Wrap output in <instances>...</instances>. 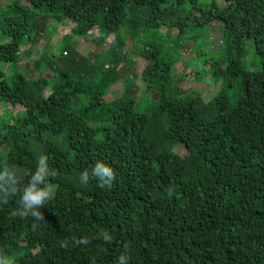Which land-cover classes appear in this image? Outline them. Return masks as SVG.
<instances>
[{
  "label": "trees",
  "instance_id": "trees-1",
  "mask_svg": "<svg viewBox=\"0 0 264 264\" xmlns=\"http://www.w3.org/2000/svg\"><path fill=\"white\" fill-rule=\"evenodd\" d=\"M215 23L221 60L211 74L225 83L210 99L175 85L178 60L161 61L153 89L145 79L160 55L144 47L150 64L139 79L153 110L136 111L133 90L106 100L127 38ZM68 27L55 52L47 42L37 50L35 78L7 77L5 66ZM87 40L108 42L114 66L79 55ZM247 41L257 69L247 64ZM41 155L56 172L55 198L41 208L46 222L33 230L31 218L11 217L19 196L0 206V252L15 264H118L124 253L126 264H264V0L214 1L206 11L197 0H0V167L34 171ZM97 161L116 173L110 190L91 178ZM102 229L111 243L98 238ZM72 237L90 243L60 247Z\"/></svg>",
  "mask_w": 264,
  "mask_h": 264
},
{
  "label": "rangeland",
  "instance_id": "rangeland-1",
  "mask_svg": "<svg viewBox=\"0 0 264 264\" xmlns=\"http://www.w3.org/2000/svg\"><path fill=\"white\" fill-rule=\"evenodd\" d=\"M197 1L199 6L205 11L214 1H217L218 3L220 2V0ZM221 28L222 26L218 23L205 27H194L190 25L182 33L175 30L169 32L167 29L161 28L159 30H146L139 36L135 37L134 41L127 38L124 43V48L121 51L122 57L119 58L120 63L118 65V69L116 70L118 76L117 81L115 82L114 87H112V90H110V95L106 98V100L108 102L113 101L121 95L133 90V94H130L134 95V98L137 101L135 110L138 112H151L153 110L156 103L149 97L148 94L144 93L143 86L146 83L142 85V80L139 79L140 73L150 64L148 61L143 59L140 54L144 47H148L150 48L149 53H152L153 55L152 57H154V49L159 52L160 57L158 58L157 56V58H154L155 64L158 68L149 75L148 79H145V82H148V80L152 82L151 86L154 89V86L159 82L158 78L155 79L152 75L154 74L160 76L162 73V71H159V69H163L162 66H160L161 61L178 60L179 63L176 64L169 72L172 73L170 75H173L174 77L175 85H178L182 90L194 88L198 90L204 100L207 101L220 91V88H222L225 83L224 79L213 78L210 66L213 62L221 60L219 50H214L221 47ZM64 35L71 36L70 27L59 30L53 37H48L46 35L44 41L39 42L38 46L33 50L29 58L25 57L18 65L12 64L5 66L4 69L7 77L11 76L15 71H22L28 74L29 77L35 78L39 73L33 67L32 60L34 61L35 59H38L39 56L37 50L40 51L41 49V51H44L45 48L43 47L47 42L50 52H55L60 46L61 39ZM246 46L248 49L249 60L247 64L249 66L253 65L252 68L257 69L259 62L256 61L257 59L254 55L251 42L247 41ZM107 47L108 42L99 46L95 43V41L87 40L80 42L76 52L83 57L89 58L92 63H96L98 66L103 67L105 65L107 67H113L114 65L112 61L109 62L108 59H105V53L108 49ZM123 57H126L127 61L131 60L135 64L132 69H129L126 65L127 61ZM188 66H190V68ZM130 71L133 73V76L128 80V82H126V78L131 75ZM43 75L51 83L57 78L50 70H46ZM187 79L191 80L187 82ZM236 90V85L232 83L228 89V94L233 96ZM148 92H151V90H148ZM176 153L183 155L184 151L182 149H178V152Z\"/></svg>",
  "mask_w": 264,
  "mask_h": 264
},
{
  "label": "clouds",
  "instance_id": "clouds-1",
  "mask_svg": "<svg viewBox=\"0 0 264 264\" xmlns=\"http://www.w3.org/2000/svg\"><path fill=\"white\" fill-rule=\"evenodd\" d=\"M49 157L41 155L36 163L35 170L19 167L13 164H6L0 167V206L8 204L14 197L19 196L16 208L11 212L13 218H31L32 229L39 227L40 222H46L41 208L55 198L57 187L50 183L49 178H54L55 170L49 168ZM27 178V183H24ZM91 178L99 181L100 188L111 189L116 180L114 169L108 164L97 161L91 169ZM90 179L89 172L83 171L80 180L87 184ZM98 238L105 243H111L113 236L110 230L102 229ZM90 241L87 238L78 239L72 237L71 240L60 242V247L87 245ZM127 247V245H125ZM129 259L126 253L118 258V264H126ZM0 264H15L13 257L0 252Z\"/></svg>",
  "mask_w": 264,
  "mask_h": 264
}]
</instances>
